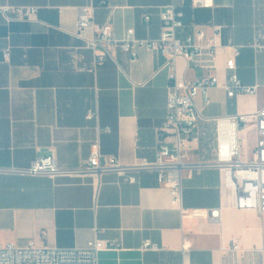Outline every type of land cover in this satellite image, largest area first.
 <instances>
[{
  "label": "crops",
  "instance_id": "crops-1",
  "mask_svg": "<svg viewBox=\"0 0 264 264\" xmlns=\"http://www.w3.org/2000/svg\"><path fill=\"white\" fill-rule=\"evenodd\" d=\"M171 3L184 12L180 37L204 30L217 46L216 54L206 47L192 62L178 58V76L219 80L207 98L199 93L195 99L202 118L188 143L181 203L172 204L153 171L134 172L136 182L115 171L2 174L0 246L80 248L99 238L119 244L100 253V264H264V213L238 208L237 193L216 165L218 119L264 107V0H215L213 8H195L192 0H108L94 22L110 19L119 39L129 28L138 38H157L161 10ZM84 4L0 0V7L39 8L34 20L11 22L0 11V166L28 167L55 154L61 168L78 170L96 142L103 158L130 166L154 161L162 144L172 145L174 136L162 133L170 83L165 56L138 45L132 52L117 48L94 68L102 50L77 35ZM233 74L257 92L229 96L224 84ZM243 133L256 148V126L243 127L240 138ZM252 154L242 149L244 160ZM212 209L221 210L220 221L210 217ZM146 240L161 249H144Z\"/></svg>",
  "mask_w": 264,
  "mask_h": 264
},
{
  "label": "built area",
  "instance_id": "built-area-1",
  "mask_svg": "<svg viewBox=\"0 0 264 264\" xmlns=\"http://www.w3.org/2000/svg\"><path fill=\"white\" fill-rule=\"evenodd\" d=\"M195 8H213L215 0H192ZM108 6V0H86L80 7L78 16L77 35L83 37L86 46L96 54L94 68L104 63L106 57L114 58V51L121 48L132 52L138 45L149 50L158 51L165 56L163 68L169 70V96L167 115L162 133L174 136L172 145L162 144L154 161L142 159L135 165H122L116 157L103 158L99 143L91 146L90 156L84 166L78 170L61 168L55 154L40 156L28 167L0 166V175L18 174L22 176L48 175L58 176L70 173H88L98 176L104 172L115 171L126 177L130 182H136L138 177L134 172L153 171L157 173L158 182L169 188L172 204L182 201L183 172L188 168L186 162L188 143L196 137L197 128L202 118L195 102L199 93L208 97V90L219 85L217 76H209L191 82L181 78L177 73V60L180 57L189 62L201 55L206 47L216 54L215 39H206V32L199 30L185 38L179 36L184 28V12L175 3L166 5L160 13L162 21L161 35L157 38H138L136 30L129 28L126 37L119 39L115 36L113 24L107 19L101 24L94 22L95 10ZM38 7L31 5H6L0 7L7 22L13 20H34L38 15ZM146 22L150 15L145 16ZM87 30H92L91 36H84ZM219 31L217 30V34ZM8 56L9 54L6 53ZM228 95L237 93L255 94L257 86H247L242 83L237 74H233L224 84ZM255 125L258 130L256 148L251 158L242 157L240 130L248 125ZM216 165L223 173L224 184L237 193L236 206L241 209H255L264 213V107L250 114L218 119V145ZM184 214L190 210L184 209ZM192 214H202L194 210ZM210 217L221 220V210L212 209ZM116 241L96 238L85 247L59 248L39 247L33 242L27 246H16L12 243L0 246V264H100V253L107 249L117 248ZM232 247L239 248V239H232ZM144 249L160 250L161 246L151 240H146ZM264 258V250H263Z\"/></svg>",
  "mask_w": 264,
  "mask_h": 264
},
{
  "label": "rangeland",
  "instance_id": "rangeland-1",
  "mask_svg": "<svg viewBox=\"0 0 264 264\" xmlns=\"http://www.w3.org/2000/svg\"><path fill=\"white\" fill-rule=\"evenodd\" d=\"M241 138L243 140L242 149L244 151V155H250L251 152H253V150L255 149L253 141L250 139L248 133H243L241 135Z\"/></svg>",
  "mask_w": 264,
  "mask_h": 264
}]
</instances>
